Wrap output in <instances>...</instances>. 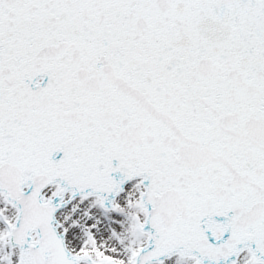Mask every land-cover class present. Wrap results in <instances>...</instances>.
Listing matches in <instances>:
<instances>
[{
    "label": "snow or ice",
    "instance_id": "1",
    "mask_svg": "<svg viewBox=\"0 0 264 264\" xmlns=\"http://www.w3.org/2000/svg\"><path fill=\"white\" fill-rule=\"evenodd\" d=\"M0 264H264V0H0Z\"/></svg>",
    "mask_w": 264,
    "mask_h": 264
}]
</instances>
